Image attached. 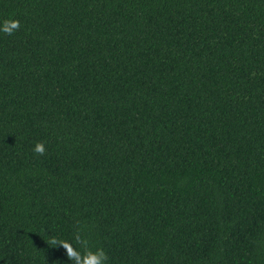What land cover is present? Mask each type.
Instances as JSON below:
<instances>
[{
    "label": "trees",
    "instance_id": "1",
    "mask_svg": "<svg viewBox=\"0 0 264 264\" xmlns=\"http://www.w3.org/2000/svg\"><path fill=\"white\" fill-rule=\"evenodd\" d=\"M0 264H264V0H0ZM45 153L33 151L37 143Z\"/></svg>",
    "mask_w": 264,
    "mask_h": 264
},
{
    "label": "clouds",
    "instance_id": "2",
    "mask_svg": "<svg viewBox=\"0 0 264 264\" xmlns=\"http://www.w3.org/2000/svg\"><path fill=\"white\" fill-rule=\"evenodd\" d=\"M19 27V21H4L3 24H0V32L12 35L15 30L19 29ZM33 151L43 155L46 151L45 145L38 142L34 146ZM74 240L76 243L81 244L84 247L85 250L83 252L75 248L73 243L68 240L53 237L50 243L53 246H62L63 249L66 250L67 258L72 262V264H107L108 255L103 248H95V250H93L88 246L87 242L82 238L79 232L74 237Z\"/></svg>",
    "mask_w": 264,
    "mask_h": 264
}]
</instances>
